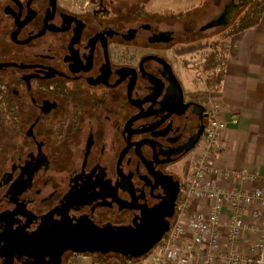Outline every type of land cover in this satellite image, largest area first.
<instances>
[{"label":"flooded vegetation","instance_id":"1","mask_svg":"<svg viewBox=\"0 0 264 264\" xmlns=\"http://www.w3.org/2000/svg\"><path fill=\"white\" fill-rule=\"evenodd\" d=\"M154 1L0 0V264H57L80 231L173 225L209 121L192 57L251 0L207 4L197 29Z\"/></svg>","mask_w":264,"mask_h":264},{"label":"built area","instance_id":"2","mask_svg":"<svg viewBox=\"0 0 264 264\" xmlns=\"http://www.w3.org/2000/svg\"><path fill=\"white\" fill-rule=\"evenodd\" d=\"M208 110L209 121L183 181L175 221L145 258L149 264H264V191L222 185L224 180L264 185V176L214 167L227 124L215 101H208Z\"/></svg>","mask_w":264,"mask_h":264},{"label":"crops","instance_id":"3","mask_svg":"<svg viewBox=\"0 0 264 264\" xmlns=\"http://www.w3.org/2000/svg\"><path fill=\"white\" fill-rule=\"evenodd\" d=\"M197 1L198 6L193 10L205 8L216 0ZM225 43L214 85L201 77L193 79V84L213 93L220 118L227 124L222 147L212 163L221 171H249L264 176V12L258 25L232 34ZM222 185L227 188L259 187L264 191L261 182L245 184L224 180ZM247 246L246 238L241 248L245 250ZM75 264L102 263L94 262L92 256L80 255L76 256ZM128 264L149 262L143 258Z\"/></svg>","mask_w":264,"mask_h":264},{"label":"water","instance_id":"4","mask_svg":"<svg viewBox=\"0 0 264 264\" xmlns=\"http://www.w3.org/2000/svg\"><path fill=\"white\" fill-rule=\"evenodd\" d=\"M167 231V222H161L156 226H148L141 230L129 229L117 232L112 229L105 231L90 229L88 233L80 231L78 239L73 240L72 246L55 249L56 261L57 264H60L61 255L67 250L76 256L94 253H117L125 257L127 261L138 260L147 256ZM37 238L42 240L40 236ZM50 240L58 241L57 238ZM30 243L32 242L30 241ZM26 245L29 246V242Z\"/></svg>","mask_w":264,"mask_h":264},{"label":"rangeland","instance_id":"5","mask_svg":"<svg viewBox=\"0 0 264 264\" xmlns=\"http://www.w3.org/2000/svg\"><path fill=\"white\" fill-rule=\"evenodd\" d=\"M129 1H131V0H127V3H129ZM198 2L199 1H197V0H181V1L156 0V1H154V8L158 9V11H159L164 6V7H167V10L165 9V12H164L165 15L174 16V15H179L182 12L181 15H183V17L187 15L186 14L187 12L191 11V18L193 17V20L195 22V28L197 29L201 25V23L204 21L205 16L203 15V13L211 14V13H215V11L217 10V9L212 8V7L208 9V12L200 11L201 9L198 10L199 7L196 8L195 10H193V8L198 6ZM247 5H245L242 9H240L237 12L236 16L234 17V19L232 20V22L229 25H227L223 29L206 31L205 35L202 37L206 38V39L207 38L210 39L213 37V35L217 34L218 36L216 38H214V40L215 39L218 40L217 46H221V44H222V46L224 48L225 44H226L225 43L226 37L223 39V35L227 36L230 34L232 26L238 21L239 17H241L244 14ZM212 10H214V11H212ZM175 18H179V17L175 16ZM187 18H188V16H187ZM184 19H186V18H184ZM222 41H223V43H222ZM213 48H214L213 46L211 48V45H209L207 43L204 46V50L200 54L201 57L200 58L198 57L199 60L197 59V57H192V62H191V65L195 68L194 70H197L196 74L197 75L199 74L196 77H199V78L201 77V78H203V80L209 81L208 83L209 84L211 83L212 85H214V83L217 81V78H218L217 76L219 74V67L218 66H217L218 67L217 69H213V68H210L209 65L207 64L208 55L211 54V52H214ZM195 60H197V61H195ZM209 93L208 94L210 96L209 97L210 101H214L213 93L212 92H209ZM206 101L208 102L209 100H206ZM193 156H194V153H193ZM193 156L190 159L191 167H192V163H193ZM190 172H191V170H190ZM146 257L147 256H145L144 258H146Z\"/></svg>","mask_w":264,"mask_h":264},{"label":"trees","instance_id":"6","mask_svg":"<svg viewBox=\"0 0 264 264\" xmlns=\"http://www.w3.org/2000/svg\"><path fill=\"white\" fill-rule=\"evenodd\" d=\"M264 12V0H251L244 12V14L239 17L238 21L232 26L231 32L229 35H223V39L226 37L225 41L229 36L232 34L241 32L243 30L255 27L258 25V23L261 20V17ZM223 43V41H222ZM223 46H214L213 50L214 52H211V54L208 55V61L207 64L210 68L217 69V66L220 65V57L222 54ZM94 262H99L102 264H128L136 262L137 260L127 261V260H121L119 258H97L92 256ZM143 259V258H141ZM140 260V259H138Z\"/></svg>","mask_w":264,"mask_h":264}]
</instances>
